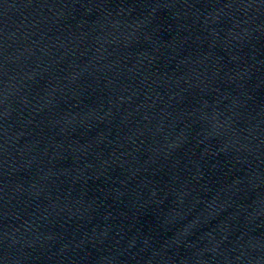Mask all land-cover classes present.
<instances>
[{
    "label": "water",
    "instance_id": "1",
    "mask_svg": "<svg viewBox=\"0 0 264 264\" xmlns=\"http://www.w3.org/2000/svg\"><path fill=\"white\" fill-rule=\"evenodd\" d=\"M0 264H264V0H0Z\"/></svg>",
    "mask_w": 264,
    "mask_h": 264
}]
</instances>
